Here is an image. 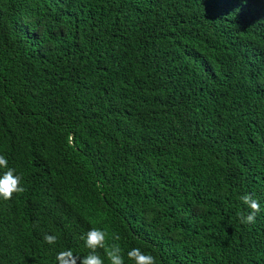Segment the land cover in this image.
Instances as JSON below:
<instances>
[{
  "label": "trees",
  "instance_id": "trees-1",
  "mask_svg": "<svg viewBox=\"0 0 264 264\" xmlns=\"http://www.w3.org/2000/svg\"><path fill=\"white\" fill-rule=\"evenodd\" d=\"M0 155V264H264V0H0Z\"/></svg>",
  "mask_w": 264,
  "mask_h": 264
},
{
  "label": "clouds",
  "instance_id": "clouds-1",
  "mask_svg": "<svg viewBox=\"0 0 264 264\" xmlns=\"http://www.w3.org/2000/svg\"><path fill=\"white\" fill-rule=\"evenodd\" d=\"M0 169H6L0 174V199L8 201L16 193H21L24 188L21 186L22 176L16 174L14 168L8 167V160L0 155ZM241 203L250 210L247 215L238 213L241 223H254L257 213L260 212L259 202L252 195L245 194L240 197ZM84 247L89 250L86 256L79 257L71 250L60 251L56 255L57 264H105V259L98 254V249H102L108 264H125L122 248L118 243H109V234L97 227H92L84 236L81 237ZM113 241H119L120 237L114 235ZM44 241L49 245L55 244V235L45 234ZM127 258L132 264H157L156 258L143 252L140 248H132L127 252Z\"/></svg>",
  "mask_w": 264,
  "mask_h": 264
}]
</instances>
